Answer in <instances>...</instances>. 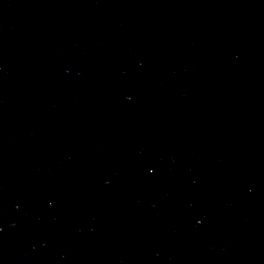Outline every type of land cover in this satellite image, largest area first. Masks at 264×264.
<instances>
[{"label":"water","instance_id":"obj_1","mask_svg":"<svg viewBox=\"0 0 264 264\" xmlns=\"http://www.w3.org/2000/svg\"><path fill=\"white\" fill-rule=\"evenodd\" d=\"M0 264H264V0H0Z\"/></svg>","mask_w":264,"mask_h":264}]
</instances>
